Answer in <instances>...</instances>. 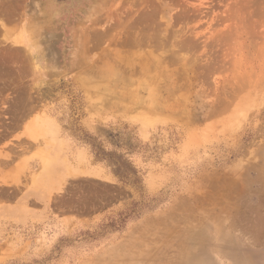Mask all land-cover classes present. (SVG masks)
<instances>
[{
	"label": "rangeland",
	"instance_id": "374dc122",
	"mask_svg": "<svg viewBox=\"0 0 264 264\" xmlns=\"http://www.w3.org/2000/svg\"><path fill=\"white\" fill-rule=\"evenodd\" d=\"M257 177L264 0H0V264L260 249Z\"/></svg>",
	"mask_w": 264,
	"mask_h": 264
},
{
	"label": "bare ground",
	"instance_id": "6f19581e",
	"mask_svg": "<svg viewBox=\"0 0 264 264\" xmlns=\"http://www.w3.org/2000/svg\"><path fill=\"white\" fill-rule=\"evenodd\" d=\"M249 175H250V173H249ZM258 175H259V173H258ZM260 177H262V176H260ZM260 177L259 178L257 177V185H259V188H258L257 194H254V195L258 196V193H259L264 197V179L263 178L260 179ZM252 181H256V180H252ZM254 184H256V183H254ZM256 199H257V197H256ZM262 203L264 204V201H262ZM259 208H260V210H257V211L254 210L255 214H257L256 215L257 216L256 221L257 220L261 221L263 219V221H261V223L263 224V222H264V217H263L264 216L263 215L264 214L263 213L264 205H261V206L259 205ZM198 221H199V219H198ZM209 229L214 233V235L209 236L207 239L200 241L199 246L196 249L197 252H196V257L194 258V264H210L212 262L210 258H212V256H217V255L225 256L231 262V264H237V263L241 264L240 263L241 259L235 258L236 254L238 252H240V253L246 252V255H249V254L256 253L255 251H257V250H264V241L260 245V249H258V248L253 249L247 245V243H246L247 241L245 242L242 240L243 238H241V236H238L235 234L228 235V233L220 227L208 228L206 230V232ZM176 242H178V241H176ZM245 256H241V257L244 258Z\"/></svg>",
	"mask_w": 264,
	"mask_h": 264
}]
</instances>
